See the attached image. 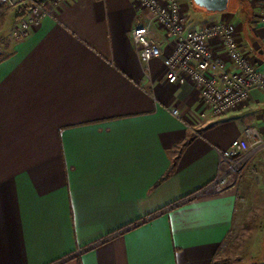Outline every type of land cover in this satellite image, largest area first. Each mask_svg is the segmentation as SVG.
Instances as JSON below:
<instances>
[{
  "label": "crops",
  "instance_id": "obj_1",
  "mask_svg": "<svg viewBox=\"0 0 264 264\" xmlns=\"http://www.w3.org/2000/svg\"><path fill=\"white\" fill-rule=\"evenodd\" d=\"M179 1L190 27L232 23L264 74V7ZM33 3L44 14L22 32ZM145 18L136 0L0 12V264H217L263 157L236 187L190 195L216 176L218 152L260 124L264 97L255 89L211 113L194 85L167 81L162 57L140 59L129 33ZM158 30L165 56L173 41ZM210 48L231 66L219 39Z\"/></svg>",
  "mask_w": 264,
  "mask_h": 264
},
{
  "label": "built area",
  "instance_id": "obj_2",
  "mask_svg": "<svg viewBox=\"0 0 264 264\" xmlns=\"http://www.w3.org/2000/svg\"><path fill=\"white\" fill-rule=\"evenodd\" d=\"M30 1L0 0V12ZM62 1L54 0L55 3ZM136 1L146 11V20L130 29V38L139 45V57L143 62L162 57L167 81L194 85L204 107L215 115L239 107L252 90H259L264 97V74L257 61L240 53L232 23L219 21L198 28L190 27L179 0ZM43 14L41 7L33 3L30 15L20 25V31L25 32ZM159 27L173 41L172 49L165 56H162L159 43ZM213 39L221 41L231 66L213 54L210 48ZM170 112L179 116L176 108ZM259 121L258 126L244 127L239 138L233 139L228 148L218 152L216 176L190 197L236 187L248 164L259 155L264 159V101ZM250 171L257 179V166L252 165Z\"/></svg>",
  "mask_w": 264,
  "mask_h": 264
},
{
  "label": "rangeland",
  "instance_id": "obj_3",
  "mask_svg": "<svg viewBox=\"0 0 264 264\" xmlns=\"http://www.w3.org/2000/svg\"><path fill=\"white\" fill-rule=\"evenodd\" d=\"M245 1L242 3L243 14L257 6L264 7L261 0ZM252 165L257 166V162ZM257 171V179L249 173L252 183L247 196L240 201L241 220L221 244L217 264H264V165L263 173L258 168Z\"/></svg>",
  "mask_w": 264,
  "mask_h": 264
},
{
  "label": "water",
  "instance_id": "obj_4",
  "mask_svg": "<svg viewBox=\"0 0 264 264\" xmlns=\"http://www.w3.org/2000/svg\"><path fill=\"white\" fill-rule=\"evenodd\" d=\"M191 2L207 12H221L228 7L229 0H191Z\"/></svg>",
  "mask_w": 264,
  "mask_h": 264
},
{
  "label": "trees",
  "instance_id": "obj_5",
  "mask_svg": "<svg viewBox=\"0 0 264 264\" xmlns=\"http://www.w3.org/2000/svg\"><path fill=\"white\" fill-rule=\"evenodd\" d=\"M191 5L194 7V8H198L197 6H195L192 2H191ZM198 9H200V8H198Z\"/></svg>",
  "mask_w": 264,
  "mask_h": 264
}]
</instances>
